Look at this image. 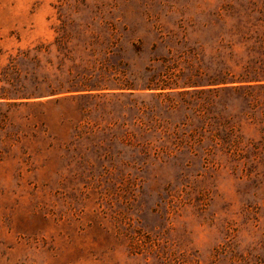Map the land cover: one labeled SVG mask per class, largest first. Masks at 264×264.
Masks as SVG:
<instances>
[{"label": "rangeland", "instance_id": "1", "mask_svg": "<svg viewBox=\"0 0 264 264\" xmlns=\"http://www.w3.org/2000/svg\"><path fill=\"white\" fill-rule=\"evenodd\" d=\"M116 60L177 81L263 73L264 0H0V77L10 65L21 90L78 86ZM2 101L0 264H264L262 112H229L247 158L112 168L71 123L44 131L43 108Z\"/></svg>", "mask_w": 264, "mask_h": 264}, {"label": "trees", "instance_id": "2", "mask_svg": "<svg viewBox=\"0 0 264 264\" xmlns=\"http://www.w3.org/2000/svg\"><path fill=\"white\" fill-rule=\"evenodd\" d=\"M9 69L10 65L3 67L0 77L4 105L43 108L38 114L43 116L44 131L57 123H71V138L112 168L117 164L147 168L168 160L185 168L198 160L201 167L209 168L218 155L247 158L248 144L236 133L229 112L237 109L246 118H253L255 112L264 116V71L236 75L222 66L212 75L205 71L177 81L179 74L156 75L146 66L135 74L128 62L116 60L101 66L95 80L85 78L81 85L44 94L21 90L16 85L21 78L18 74L9 78ZM59 93L70 95L33 100ZM64 101L68 104L62 109ZM51 103L59 106L56 115L48 107ZM85 151L77 154L82 158Z\"/></svg>", "mask_w": 264, "mask_h": 264}]
</instances>
